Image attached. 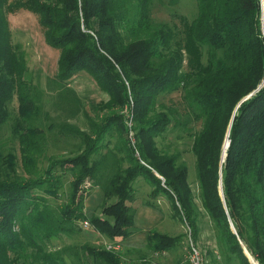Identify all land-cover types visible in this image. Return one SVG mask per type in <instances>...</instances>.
Instances as JSON below:
<instances>
[{
  "label": "trees",
  "instance_id": "1",
  "mask_svg": "<svg viewBox=\"0 0 264 264\" xmlns=\"http://www.w3.org/2000/svg\"><path fill=\"white\" fill-rule=\"evenodd\" d=\"M196 1L195 17L172 26L152 17L153 0H0V132L17 95L19 116L12 134L27 174L17 173L14 152L0 150V264H27L18 262L25 248L42 251L39 241L74 233L85 222L122 246L134 235L135 209L128 202L136 201L139 176L154 187L152 195L168 198L174 217L176 213L188 225L195 242L206 216L227 264H252L246 251L264 264V0ZM22 9L38 16L47 43L60 50L61 83L86 71L109 95L105 108L130 109L135 135L129 137L120 114L92 124L95 136L70 123L43 128L34 122L42 100L25 52L12 41L8 17ZM175 93L179 107L162 102ZM193 120L202 122L191 145L198 193L181 153L169 154L157 142L173 122L187 127ZM111 126L129 143L130 167L121 166L116 151L95 158L102 145L98 140ZM56 128L60 136H81L85 149L60 160L50 157L41 169L49 133ZM60 171L72 175L70 195L66 204L55 207L49 198L60 197ZM91 180L94 184L87 185ZM97 184L104 194L102 216L88 218L86 201ZM148 239L154 251L169 250L180 241L158 233ZM81 251L84 259L71 249L57 255L42 251L35 258L40 264H124L115 251L88 245Z\"/></svg>",
  "mask_w": 264,
  "mask_h": 264
},
{
  "label": "rangeland",
  "instance_id": "2",
  "mask_svg": "<svg viewBox=\"0 0 264 264\" xmlns=\"http://www.w3.org/2000/svg\"><path fill=\"white\" fill-rule=\"evenodd\" d=\"M196 14V0H153L152 17L158 22L180 26L183 18L191 20ZM8 17L12 41L19 44L25 52L33 84L38 86V93L42 100L41 115L35 117L34 122H40V126L43 128H47L51 122L56 124L70 123L79 127L83 132L95 136V133L90 131L92 124L100 125L102 122H109L104 120L107 114H120L124 115L129 137L131 131L135 135V122L131 118L130 109L125 105L123 107L114 106V109L105 108L104 104L109 100V95L86 71H80L61 83L58 79L60 50L47 43L44 29L35 13L22 9L15 13H9ZM174 28L177 29V27ZM162 102L169 106H180L178 93L165 95L162 97ZM9 110L10 118L0 132V150L5 154L10 151L14 152L17 155V173L27 175L22 168L18 139L12 134L13 123L19 116L17 95L9 104ZM131 122L132 126H130ZM201 128V121L193 120L187 127L173 122L167 130L157 137L158 145L162 150L169 154L179 152L182 160L188 163L190 168L189 180L195 193H198L196 157L191 150V145L195 133ZM102 137L98 140V145H102L98 147L95 158L108 150L116 151L121 166L123 168L130 167L131 161L128 154H131V150L128 149L129 143H126L117 127L111 126ZM82 141V137L79 135L60 136L59 130L56 128L55 131L49 133L48 149L39 164L40 168L45 169L48 166L50 157H56L60 160L82 153L85 149ZM136 155L140 158L139 151H136ZM60 172L63 183L62 189L59 190L60 197L58 199L49 198L50 203L55 207L66 204L70 195L72 175L70 172ZM92 184H94L92 180L87 181V185ZM99 187L98 184L93 187L86 201L85 213L88 218L95 215L102 216L101 206L104 195ZM134 189L136 201L128 202V205L135 209L134 235L127 239L122 246H114L113 243L96 232L93 227L79 223V230L77 229L74 233L58 234L45 242L39 241L38 245H42L40 248L43 254L57 255L58 252L71 249L74 252L79 251L82 255L81 247L88 245L115 251L120 254L124 264H142L143 262L149 264H189V247L193 244L202 253L207 264H227L226 254L217 248L214 226L208 217H203L202 233L195 242L188 225L180 220L176 213V217H174V210L168 198L160 193L152 195L154 187L144 176H139L136 179ZM38 194L45 195L42 191H38ZM115 199V197L111 198L108 202L111 203ZM150 233H158L180 241L169 250L154 251L151 249L148 239ZM42 251L31 245L22 251V259L18 262H26L27 264L37 262L39 260L35 258V254L38 255V252ZM245 255L249 260L252 258L248 251L245 252ZM82 258L84 259L83 255ZM66 261L70 263V261Z\"/></svg>",
  "mask_w": 264,
  "mask_h": 264
},
{
  "label": "built area",
  "instance_id": "3",
  "mask_svg": "<svg viewBox=\"0 0 264 264\" xmlns=\"http://www.w3.org/2000/svg\"><path fill=\"white\" fill-rule=\"evenodd\" d=\"M130 126H132V122L130 123ZM130 133L133 136V132L131 131ZM131 142L135 144V138H132ZM84 225L89 226V223L85 222ZM251 263L257 264L253 258H251ZM189 264H207L202 253L193 244H191L189 247Z\"/></svg>",
  "mask_w": 264,
  "mask_h": 264
},
{
  "label": "water",
  "instance_id": "4",
  "mask_svg": "<svg viewBox=\"0 0 264 264\" xmlns=\"http://www.w3.org/2000/svg\"><path fill=\"white\" fill-rule=\"evenodd\" d=\"M248 97L249 96H247L246 98H248ZM246 98H244L243 100H245ZM230 127H231V125H230ZM230 127H229V131H228V134H227V137H226L225 145H224V152H223V158H222L223 161L225 160V157L227 155V148L229 147V144H230V138H229Z\"/></svg>",
  "mask_w": 264,
  "mask_h": 264
},
{
  "label": "crops",
  "instance_id": "5",
  "mask_svg": "<svg viewBox=\"0 0 264 264\" xmlns=\"http://www.w3.org/2000/svg\"><path fill=\"white\" fill-rule=\"evenodd\" d=\"M99 187V186H98ZM99 189H101V187H99ZM101 191H102V189H101ZM102 193H103V191H102ZM104 195V194H103Z\"/></svg>",
  "mask_w": 264,
  "mask_h": 264
}]
</instances>
